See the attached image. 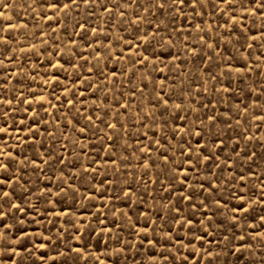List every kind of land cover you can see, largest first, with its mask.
Here are the masks:
<instances>
[{"label":"rangeland","instance_id":"374dc122","mask_svg":"<svg viewBox=\"0 0 264 264\" xmlns=\"http://www.w3.org/2000/svg\"><path fill=\"white\" fill-rule=\"evenodd\" d=\"M189 3L0 2V264H264V0Z\"/></svg>","mask_w":264,"mask_h":264},{"label":"snow or ice","instance_id":"6c2138e0","mask_svg":"<svg viewBox=\"0 0 264 264\" xmlns=\"http://www.w3.org/2000/svg\"><path fill=\"white\" fill-rule=\"evenodd\" d=\"M0 2H2V0H0ZM78 0H71V3L75 4L77 3ZM169 0H158V9L162 10L165 8V5L168 4ZM201 0H191V3H189L187 6L189 7H192V8H195L196 4L197 3H200ZM215 2V0H214ZM221 2H224L228 5H232L233 3V0H221ZM172 4H181V5H184L185 4V0H172ZM151 6V5H150ZM256 7L257 8H264V3H257L256 4ZM106 11H111V9H105ZM255 14V13H253ZM147 57H145L146 59ZM0 103H3V101H0ZM258 119H264V117H258ZM112 127H114V125H112ZM197 135H199V133H197ZM199 146V145H198ZM4 167H7V165H5ZM4 181L3 180H0V184H3ZM9 193L8 192H4L3 193V196H8ZM0 199H2V197H0ZM15 207H19L18 205H16ZM244 211H246L247 209H242ZM7 226V225H6ZM7 227H10V226H7ZM3 232L0 231V238L3 237Z\"/></svg>","mask_w":264,"mask_h":264}]
</instances>
